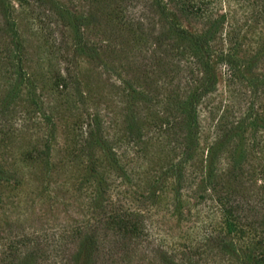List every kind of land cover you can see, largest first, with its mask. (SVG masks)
<instances>
[{
  "label": "rangeland",
  "instance_id": "rangeland-1",
  "mask_svg": "<svg viewBox=\"0 0 264 264\" xmlns=\"http://www.w3.org/2000/svg\"><path fill=\"white\" fill-rule=\"evenodd\" d=\"M263 249L264 0H0V264Z\"/></svg>",
  "mask_w": 264,
  "mask_h": 264
},
{
  "label": "trees",
  "instance_id": "trees-1",
  "mask_svg": "<svg viewBox=\"0 0 264 264\" xmlns=\"http://www.w3.org/2000/svg\"><path fill=\"white\" fill-rule=\"evenodd\" d=\"M172 29L178 34L179 37L182 39H186L193 43L194 45H197L198 42L196 40V36L188 32L187 30L178 27V26H172ZM183 160H186L187 155H182ZM243 264H264V249L261 252H258L257 254H254L250 257H245L242 259Z\"/></svg>",
  "mask_w": 264,
  "mask_h": 264
}]
</instances>
